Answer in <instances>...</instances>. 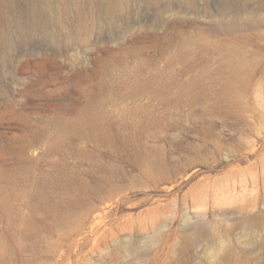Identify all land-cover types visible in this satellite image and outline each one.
I'll return each mask as SVG.
<instances>
[{"label": "rangeland", "instance_id": "1", "mask_svg": "<svg viewBox=\"0 0 264 264\" xmlns=\"http://www.w3.org/2000/svg\"><path fill=\"white\" fill-rule=\"evenodd\" d=\"M0 264H264V0L0 3Z\"/></svg>", "mask_w": 264, "mask_h": 264}, {"label": "bare ground", "instance_id": "2", "mask_svg": "<svg viewBox=\"0 0 264 264\" xmlns=\"http://www.w3.org/2000/svg\"><path fill=\"white\" fill-rule=\"evenodd\" d=\"M1 2V6L2 7H4V8H6V10L8 9V4H9V0H0ZM49 3L48 4H45V7L44 8H46L47 9V7H48V9H49ZM113 7V10H114V6L113 5H111V8Z\"/></svg>", "mask_w": 264, "mask_h": 264}]
</instances>
